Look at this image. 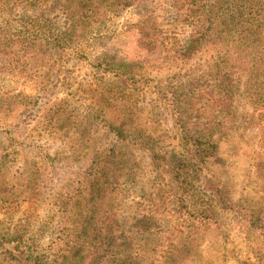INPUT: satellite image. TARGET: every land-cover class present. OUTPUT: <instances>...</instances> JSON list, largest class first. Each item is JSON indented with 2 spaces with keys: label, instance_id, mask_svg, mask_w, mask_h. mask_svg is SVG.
<instances>
[{
  "label": "rangeland",
  "instance_id": "rangeland-1",
  "mask_svg": "<svg viewBox=\"0 0 264 264\" xmlns=\"http://www.w3.org/2000/svg\"><path fill=\"white\" fill-rule=\"evenodd\" d=\"M69 14L67 0H0V108L12 95L17 100L16 112L0 111V234L21 230L43 253L59 243L54 241L60 237L53 221L55 199L78 186L91 157L81 159L75 150L86 140L96 146L89 153L107 147L115 143L112 131L124 127L130 155L122 174L121 227L100 264H161L168 232L182 227L174 214L153 212L155 201H170L175 194L170 169L154 155L164 148L193 158L181 145V122L213 121L216 96L210 100L205 84L209 43L189 56L190 23L196 20L179 12L175 0L104 9L79 21L72 37ZM159 35L163 44H148L147 37ZM10 36L15 49L5 42ZM114 56L124 64L127 82L111 72ZM232 79V124L212 132L213 160L191 176L197 208L214 223L200 233V248L185 264H264V104L245 72ZM51 107L62 110L64 127L43 120ZM26 165L31 178H19ZM24 179L29 187L21 189ZM213 185L227 194L226 205Z\"/></svg>",
  "mask_w": 264,
  "mask_h": 264
},
{
  "label": "trees",
  "instance_id": "trees-1",
  "mask_svg": "<svg viewBox=\"0 0 264 264\" xmlns=\"http://www.w3.org/2000/svg\"><path fill=\"white\" fill-rule=\"evenodd\" d=\"M137 1L67 0L71 17V26L68 29L73 32L70 36L76 34L73 27H76L79 21L89 19L90 16L97 17L100 11L107 8L113 11L126 9L135 5ZM175 5L179 12L186 14L185 16L190 20H196L195 23H190L189 49H185L190 51L189 56L198 54L202 45L209 43L208 50L212 54V61L205 76V84L210 100L212 101V93L216 96L217 110L213 121L208 124L185 125L181 122L183 124L179 129L181 145L192 154L194 161L193 158L186 156L182 159V156L169 154L164 148L155 151L156 161L170 169L172 179L169 186L170 190L173 188L175 194L170 201L165 198L162 203L155 201L153 212L158 215L174 214L182 227L177 231L168 232L161 248V259H163L161 264L189 263L194 259L196 250L200 248H198L200 244L197 243L200 241L203 229L209 227L210 222L214 223V218L204 213L206 210L197 208L191 176L196 173L195 171L207 168L213 160L217 147L212 141V132L227 129L232 124L234 116L232 106L236 88L232 77L239 71L245 72L252 83L251 89L255 97L264 104V0H175ZM239 17L246 18L245 23H240ZM231 23L235 25H230ZM20 32L16 31L19 34ZM14 36L16 38V34ZM13 40L10 36L5 42L15 49L16 42ZM143 40L145 39L141 38V43ZM146 40L148 44L155 45L157 42L163 44L165 38L159 35V39L147 37ZM111 62L109 67L114 76L122 83L127 82L128 77L122 61L114 56ZM195 91L194 89L192 92L195 94ZM16 101L15 95L8 97L1 102L0 111L16 112ZM120 107L123 113L128 111L125 103L122 102ZM182 111L187 113L184 109ZM42 117L51 127H58L59 124L60 127H64L67 122L62 110L54 111L52 107ZM112 130L111 127L110 131ZM112 133L115 136V143L107 147L97 148L95 152L89 153L96 146L92 145L93 141L86 140L79 144V149L75 150L81 153V159L86 156L91 157H88L87 168L78 175L80 179L78 186L69 192L59 193L55 199L53 221L57 225L60 237L58 239L55 237L54 241L59 243L49 244L43 253L34 249V245H30L21 230H19L21 235L3 233L0 234V262L10 260L17 264H86V261H91L89 264H100L108 249L116 244L114 239L121 227L117 216L122 209V174L127 157L130 155L127 132L125 131L123 135L124 127ZM28 169H31L30 165L24 167L19 178L28 175V178H31L32 170L28 171ZM2 171L0 170L1 174L4 173ZM27 180L18 183L21 189L29 187ZM212 190L221 204L226 205L229 202L223 188L213 185ZM157 197L161 199L162 193Z\"/></svg>",
  "mask_w": 264,
  "mask_h": 264
}]
</instances>
